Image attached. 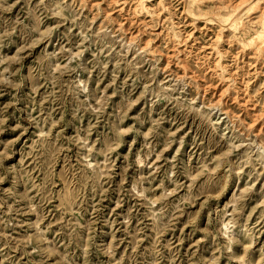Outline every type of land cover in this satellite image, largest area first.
<instances>
[{
	"label": "rangeland",
	"instance_id": "obj_1",
	"mask_svg": "<svg viewBox=\"0 0 264 264\" xmlns=\"http://www.w3.org/2000/svg\"><path fill=\"white\" fill-rule=\"evenodd\" d=\"M263 14L0 0V264H264Z\"/></svg>",
	"mask_w": 264,
	"mask_h": 264
},
{
	"label": "bare ground",
	"instance_id": "obj_2",
	"mask_svg": "<svg viewBox=\"0 0 264 264\" xmlns=\"http://www.w3.org/2000/svg\"><path fill=\"white\" fill-rule=\"evenodd\" d=\"M264 15V14H263ZM230 23V22H229Z\"/></svg>",
	"mask_w": 264,
	"mask_h": 264
}]
</instances>
